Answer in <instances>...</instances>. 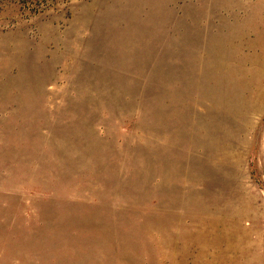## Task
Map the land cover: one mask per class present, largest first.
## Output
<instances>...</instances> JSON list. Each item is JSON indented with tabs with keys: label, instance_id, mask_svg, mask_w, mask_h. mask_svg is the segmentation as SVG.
I'll list each match as a JSON object with an SVG mask.
<instances>
[{
	"label": "rangeland",
	"instance_id": "374dc122",
	"mask_svg": "<svg viewBox=\"0 0 264 264\" xmlns=\"http://www.w3.org/2000/svg\"><path fill=\"white\" fill-rule=\"evenodd\" d=\"M0 264H264V0H0Z\"/></svg>",
	"mask_w": 264,
	"mask_h": 264
}]
</instances>
